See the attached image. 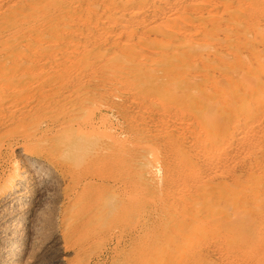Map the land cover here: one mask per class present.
<instances>
[{
    "label": "bare ground",
    "instance_id": "6f19581e",
    "mask_svg": "<svg viewBox=\"0 0 264 264\" xmlns=\"http://www.w3.org/2000/svg\"><path fill=\"white\" fill-rule=\"evenodd\" d=\"M8 66L19 75L0 77V203L22 210L42 185L34 172L51 173L52 216L38 209L32 220L54 224L58 261L240 264L239 212L254 193L238 190L264 183V0H0ZM44 69L47 83L20 82ZM19 87L38 88L36 101H7ZM109 111L138 142L116 143L101 125ZM154 153L160 164L131 194L132 158ZM22 240L3 246L10 262Z\"/></svg>",
    "mask_w": 264,
    "mask_h": 264
},
{
    "label": "rangeland",
    "instance_id": "374dc122",
    "mask_svg": "<svg viewBox=\"0 0 264 264\" xmlns=\"http://www.w3.org/2000/svg\"><path fill=\"white\" fill-rule=\"evenodd\" d=\"M18 75H19V73H17V72H15V74L12 75V69L10 68V66L0 69V77L11 78V77H16ZM50 77H53L52 73H50L49 71H46L45 69L44 70H31L30 72H27L25 75L21 76L20 82H23V81L33 82L34 81L35 84H36V86H37L38 84L41 85L44 82L47 83V81L49 80ZM19 88L20 89H24V91H17V94H14L12 96L7 97L8 98L7 101H9L11 103H14V104H19V105L23 104L26 101V99H28L29 101L30 100L36 101V100H34V98H36V95H37V92H38V88H35V87L34 88L33 87H30V88L29 87H26V88L19 87ZM31 94H34V96L32 97ZM115 94H116V100H118L120 98V94L121 93H119V91L118 92L117 91H114V95ZM108 116H109L108 117V120L107 121H104L103 123H101V125H102V127H104V126L107 127L108 125L110 126L112 132L114 133V135L116 137V143H119V142H122V141L123 142H128V143L138 142V140L140 138H139V132L137 130H133V131L129 132L128 131V124H127V122L124 121L115 111H109V115ZM153 125H151V126H153ZM152 128L155 129L156 128L155 125ZM148 134H149V132H148ZM17 149L15 150L16 151L15 154H17V157H21L22 156V150L20 152V149L21 148H19V146H18ZM160 159H161V154L160 153L159 154L154 153V154H151L150 156H147L146 159H145L146 163L142 165L139 162L138 159L135 160L134 158H132V160H131V170H130V177H131V190H130V192H131V194L132 193L135 194L138 189H140V188L143 189L144 188L145 185L143 184V182L146 181L145 180V177L146 176L144 174L145 173L144 168H147L148 167V164H151V163L154 165L153 167L155 168V165L158 166L160 164ZM37 172H38L39 175L37 174ZM34 173H35L36 176H38L37 178H39L40 183L42 185L39 186L40 187L39 189H36V190L30 192V194H28L30 197L27 195L23 199L24 200L23 206L25 204V208H28V210H29L28 213L23 210L25 208H23L22 210H20V208H18V210H16L17 209L16 208L15 210H13L14 212L13 211H10V210H6V208L9 209L8 206H6L7 204H5L3 201H1L3 205L0 203V207L2 208V209L0 208V239L2 240V238L5 237L4 238V242L0 240V245H2V246H0V250L3 249L2 251H0V254L2 255V256L0 255V264L1 263L2 264H19L20 261H21L20 263H22L24 261V258L26 257L25 259H27L28 257H30L31 254H32V256H31L32 258L31 257L28 258L27 261H29V259H30L31 260L30 262L32 264L37 263L39 261L41 263V260H42V263L41 264H43L44 262L46 264H48V263L49 264L50 263L51 264H55V263L56 264H65V263L60 262V261L57 260V257L56 256H57L58 252L56 251V247H53L55 245L53 244L52 240H54V238H55V235L54 234L56 232V228H54L55 226H53L54 224H51V225L47 224L45 226H42V228H41L40 225H38V223L37 224L35 223L36 222V218H34L35 216L34 217L32 216V215L35 214V212L38 209L41 210L40 211L41 214H44L45 213L44 211H46V208H47L46 215L47 216H52L51 213L49 214L47 212L48 211L50 212L51 211L50 209H52V211H53V208H54L53 205L54 206L56 205V201H57V197H58L57 194H56V192H55L56 186L54 187V185L56 183V181L54 180L55 178L52 176L51 173H48V171L45 168L44 169L42 168L41 170H36ZM49 175L53 177V180H52V178ZM48 176H49V178H48ZM161 177H162V171L159 170V172H157V176L154 178V180L151 181L150 178H148V182H149V184L151 186L153 185L155 188L159 189L160 178ZM49 180L50 181L52 180V181L50 182ZM43 181H46V182L43 183ZM47 181H49V182H47ZM137 183H140V185H136ZM181 183H182V181L179 182L178 188L176 186H174L173 188H171L169 190V196H172L173 193H175V195H176V192L179 191L177 189H180V188L183 187V184H181ZM44 184H45V186H44ZM52 184H54V185H52ZM41 187H42L43 190L41 189ZM50 187H51V190L49 189ZM52 187H54V189H52ZM154 187H153V189L150 188V190H155ZM43 192H45V193H43ZM52 192H54V193H52ZM252 192L254 193L252 200L250 202L245 203L241 207L240 212H239V220L241 219L242 221H240L241 222V226L239 228H237L238 229L237 230V233H238V235L240 237V240L243 241V244L241 245V249H240V252H239V257L242 258V259L240 258V264H245L246 262H250V264H264V183H261V182H256V183L243 182L241 184V186L239 187V190H238V193L241 196L250 194ZM51 193H52V195H51ZM35 195H37V196H35ZM33 197H36L37 200H36V198H33ZM39 197L41 198V200H40ZM27 198H28V200H26ZM50 200H51V203L48 202ZM27 201H28L29 204L26 203ZM34 201H36L38 203V205ZM39 203H41V204H39ZM27 204H28V206H27ZM35 205L38 206V208H35L36 207ZM30 206H31V208H30ZM227 207L228 206H226L225 208H227ZM34 208H35V210H34ZM3 209L6 210V211H4ZM7 211H8L9 214L8 213L6 214ZM22 211H23L24 214H22ZM132 212H135L134 209L132 210ZM12 214H14V218L16 217L15 219H17V220H15L14 218L11 221H10V219L7 220V218H10L11 217L10 215H12ZM137 214L139 215L140 214V211H138ZM4 215H5V217H4ZM6 215H8V216H6ZM2 216H3V218H2ZM19 216H21V217H19ZM30 217H31V219H30ZM18 219L21 220V221H18ZM32 219L35 220V222ZM6 220L8 221L7 223H6ZM18 222L21 223L20 224L21 226L19 225ZM30 223L33 224L34 226H31ZM217 223L226 225V224H228L230 222H227V221H224V220H220ZM8 224L9 225H12V226H9ZM242 224H244V225H242ZM1 225L2 226H5V227L6 226H9L10 227L8 229V233L6 232V229L4 227H1ZM14 226H16V228ZM35 226H36L37 229L35 228ZM3 228H4V230H3ZM25 228H26V230H24ZM27 228H28V230H27ZM46 228L48 229V231L46 230ZM32 229H35V230L32 231ZM38 229H39V231H38ZM43 229L46 230V231H44L45 233L43 232V234H42ZM9 230L10 231L14 230V231H12L13 233H11ZM29 230L31 232L30 234H33V235H30L29 234V236H28ZM3 231H4V233H3ZM49 231H50V234H49ZM14 232L15 233L17 232L16 234L19 237L15 236ZM21 232H22V234H21ZM46 233H47L48 236L45 235ZM3 234H4V237L1 238V235L3 236ZM38 234H40V235L38 236ZM9 236H11V238H9ZM41 236L44 239H41L40 240ZM45 236H47V238ZM28 237L29 238L31 237L32 239L34 237L33 242L35 240H37V241L40 240V242H37V243L34 242L35 244H37L38 247L33 242H30V241H32V239L30 238L31 239L30 240ZM13 238L15 239V241H14ZM20 238L23 239L22 240V244H20V246H18L15 249L14 253H13V255L15 256V258H17V257L19 258V254H20V258L19 259L18 258L16 259V261L18 260L19 262H16V261H15V263H14V261H11L10 262V260L8 259L10 256L8 254H6V253L3 252V251H5L3 246H5V249H6L7 248L6 245L9 243V241H13L16 244V243H18L21 240ZM49 240L51 242H48ZM1 243H3V244H1ZM38 243H42V244H38ZM28 245H30V246H28ZM49 247H50V249L51 248L52 249L49 250L48 249ZM21 248H23V250ZM34 248L35 249L37 248V251ZM20 250L22 251L21 253H20ZM47 250H48V252L51 251L50 253L52 255H50V253H47L46 252ZM29 251H31V252L33 251V252L30 253ZM41 251L43 252L44 255L42 254ZM54 251H55V254H54ZM16 252H18V253H16ZM29 253H30V255H29ZM35 253H36L37 257L39 256L38 255L39 253H40L41 256H39L38 258H36ZM69 255H72V253H69ZM33 256H35V258ZM43 256H44V258L46 260L44 258H42ZM50 256L51 257L53 256V257L51 258ZM1 258H3V260ZM39 258H42V259H40L38 261ZM36 259H37V261H36ZM47 259H49V261ZM78 259L79 258H76L75 261H73L72 264H89V263L86 262L87 261L86 259H82V258L79 259V260ZM30 262L27 263V264H31Z\"/></svg>",
    "mask_w": 264,
    "mask_h": 264
}]
</instances>
